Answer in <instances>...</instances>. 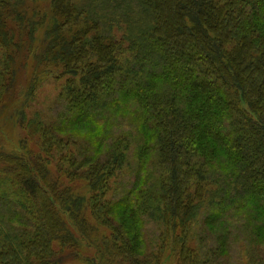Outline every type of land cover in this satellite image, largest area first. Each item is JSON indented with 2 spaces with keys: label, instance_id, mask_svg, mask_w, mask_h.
<instances>
[{
  "label": "trees",
  "instance_id": "1",
  "mask_svg": "<svg viewBox=\"0 0 264 264\" xmlns=\"http://www.w3.org/2000/svg\"><path fill=\"white\" fill-rule=\"evenodd\" d=\"M26 1L0 0V114H25L38 69H54L60 127L93 134L66 150L44 132L75 169L60 192L47 146L44 160L0 151V264L80 259L63 211L98 243L90 264H161L168 250L177 264H236L241 242L264 264V0H33L32 16ZM16 20L20 43L46 27L27 91Z\"/></svg>",
  "mask_w": 264,
  "mask_h": 264
},
{
  "label": "rangeland",
  "instance_id": "2",
  "mask_svg": "<svg viewBox=\"0 0 264 264\" xmlns=\"http://www.w3.org/2000/svg\"><path fill=\"white\" fill-rule=\"evenodd\" d=\"M30 5V10H28V14L31 16L34 15L35 10L39 9L37 1L27 0L25 6ZM48 9L49 3L45 2L44 4ZM20 22L16 20L14 23L11 22L9 24V29L12 31L10 34L14 38L12 43V48H14L19 54L17 56L20 57L16 68H17V81H18V89L25 88L26 91L29 88L30 82L32 81L35 74V65L36 60L33 57V53H37L42 46L45 45V31L46 27L40 28L35 34V39L33 41L29 40L26 37L23 42H19L20 38V27H18ZM30 49H32V53L30 55ZM59 72L54 69L45 70L43 68H39L37 71V75L41 78L40 82H37V89L35 91L32 99H29L27 102L19 99L18 103H24L23 109L25 114H18V110L15 106L8 107L6 111L0 114V151H6L8 153H24L26 151H30V153H35L37 156L41 157L43 160L46 159L44 154L45 146L49 150L48 153V166L46 170L49 172V175H46L51 184L57 182V186L60 188L58 191L60 192L61 186L68 184V179L66 176L69 174H74L75 169L69 167L66 163L59 161V155L56 152L50 149L49 145H46L44 142L43 134L44 132H53L55 136H60L61 138L70 140V148H66V150H77V146L81 144L87 145L90 139V136L93 134L88 130H82L84 126H89V123H82L78 128L74 129H66L64 126L60 127L59 115L61 111V106L63 105L59 94L61 92V88L65 83V80L59 78ZM40 83V84H39ZM60 99V100H59ZM5 105H10V102L6 101ZM25 117L27 119L25 120ZM59 119V120H58ZM20 122L24 124V127L20 126ZM30 122H34V124H30ZM112 121L109 120L111 123ZM26 124V125H25ZM93 124V123H92ZM91 124V125H92ZM91 125L89 127H91ZM105 125V126H106ZM35 126V127H34ZM109 126V125H108ZM42 129V133H38L35 130ZM58 128V131H56ZM62 131V132H61ZM49 140L50 137H46ZM81 137H87L88 139H84ZM58 138V137H57ZM64 139H57L56 146L58 147V143ZM86 140V141H85ZM77 143V144H76ZM76 144L77 146H74ZM73 145V146H72ZM78 175H83L84 171H78ZM75 177V176H74ZM87 181L81 178H75V192L80 195H87L89 197V189L87 186ZM116 181L112 183V189L115 190ZM108 199H111V196L108 192ZM89 213V212H88ZM63 215L68 220V225L73 232L75 238L79 239L81 242L82 248L80 249L81 253L78 256L80 259L76 260L75 258L69 259L66 263L65 260L62 264H90L91 260L95 259V254L99 252L98 243L95 241L88 242L86 238L77 231V229L72 225V223L68 219V215L63 211ZM92 219V217H90ZM92 220H89V222ZM105 229H102V233H105ZM109 233V232H108ZM60 242H55L54 247L58 249L60 247ZM70 246H67L63 249L64 253H68ZM70 253V251H69ZM238 257L235 259L236 264H257L258 262L254 260V257L251 255V248H248L245 245V242H241L240 246H238L237 250ZM89 261V263H88ZM161 264H177L174 256L172 255L171 250L167 251L163 261Z\"/></svg>",
  "mask_w": 264,
  "mask_h": 264
}]
</instances>
